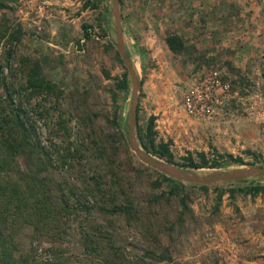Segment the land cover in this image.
<instances>
[{
	"label": "rangeland",
	"instance_id": "rangeland-1",
	"mask_svg": "<svg viewBox=\"0 0 264 264\" xmlns=\"http://www.w3.org/2000/svg\"><path fill=\"white\" fill-rule=\"evenodd\" d=\"M36 1L4 0L6 6L0 7L1 75L16 89L26 77L24 57L39 60L43 76L57 83L62 91L57 100H51L63 109L64 117L73 119L71 140L75 144L91 142L90 149H94L93 141L101 142L105 149L101 150L97 143L100 156L83 150L71 165L59 163L50 171V178L62 183L77 210L70 215V221V217L62 218L67 220V232L59 238L50 233L35 238L30 227L23 228L17 235L19 251L14 255L36 249L35 253L44 251L47 257V248H56L64 251L66 259L54 264L63 260L65 264H99L97 259L103 256V249L113 243L122 250L127 264H264V192L252 196L236 190L264 185V176L209 182L172 177L138 157L130 145L127 126L135 95L133 143L154 160L200 176L264 168V69L250 76L242 74L217 58L216 45H184L178 54L167 45H140L145 41L141 40V31L146 32L149 44L168 35L177 19H190L198 29L207 28L212 19L200 15L198 3L118 0L121 46L136 77L134 88L117 45L112 0H98L99 14L92 19L87 14H77L70 6L72 0ZM70 16L75 19L73 31L65 38L57 30H61L59 23ZM82 23L89 24L90 38L80 43ZM216 24L215 19L214 27ZM8 35L15 39L8 41ZM124 72L127 87L122 90L117 80ZM3 92L0 86V95ZM39 102V98L30 100V108L35 109L32 121L40 139L45 145L61 143L60 137L52 135L56 114L51 116L48 102L37 106ZM47 108L48 116L39 118L35 114L36 109ZM150 117L154 142L167 143L172 163L141 144V137L147 136ZM115 138L118 148L112 152L110 145ZM200 152L210 160L219 153L240 157L242 162L224 157L219 167L185 166L187 156L199 162ZM16 162L25 169L27 157L22 155ZM98 174L102 183L96 189L89 177ZM162 175L184 189L170 195V180L153 186L152 181ZM112 193L118 200L126 195L134 197L139 213L130 219L127 214L100 212L97 205L109 203ZM181 197L187 209L180 204ZM87 204L92 207L89 214L84 208ZM87 231L94 244L86 242ZM101 232L112 238H105ZM85 243L93 248L92 252L84 248ZM114 251L111 249L109 256Z\"/></svg>",
	"mask_w": 264,
	"mask_h": 264
},
{
	"label": "trees",
	"instance_id": "trees-1",
	"mask_svg": "<svg viewBox=\"0 0 264 264\" xmlns=\"http://www.w3.org/2000/svg\"><path fill=\"white\" fill-rule=\"evenodd\" d=\"M86 4H89V2ZM5 6L4 0H0V7ZM81 27L84 40L89 39V24L82 23ZM16 32L20 33V30ZM7 39L8 41H13L15 37L8 35ZM165 43L176 54L184 50V42L176 34L166 35ZM107 45L110 48L112 47V43L110 42ZM10 54L11 52L8 56ZM23 62L28 66L26 77L24 82L20 83L16 89L12 88V84L1 75L2 67L0 66V86L4 89V92L0 95V264H54L56 261L59 263L61 259H66L64 251L62 252L61 249L47 248V255H49L47 257L44 251L43 253H35L36 249L15 256L14 253L19 251L17 235L26 227H30L35 238L49 233L58 238L66 234L67 224L64 223L67 220L63 221L62 218L70 217V221V215L75 214L77 208H74V205L70 202V197L64 192L62 183L53 177L50 178L49 173L53 168L56 169L59 163H61V166L71 165V162L77 159L79 154L80 156L83 155V150H89L90 154L100 156L97 143L101 146V150L105 149V145L101 142L93 141L94 149H90L88 144L91 142L79 141L78 144H75L71 140L73 135V119L64 117L63 109L60 108L58 103H54V101L52 103L51 100V98L57 100L61 95L62 91L59 85L43 76L39 60L24 57ZM117 87L122 90L127 87L126 72L123 73L122 79L117 80ZM33 98H39L40 102L37 106L48 102L49 108L53 112L51 116L56 114L55 121H52L55 126L52 135L60 137L61 143L51 142L49 145H45L40 139L37 126L31 117L32 111L35 110L34 107L30 108V100ZM113 99H116L115 95H113ZM49 113L50 111L47 108L42 111L36 109L35 114H38L39 118H43L45 114L48 116ZM152 121L153 117H150L148 133H146L147 136L141 137V144L145 150L164 157L166 161L172 163L173 155L169 151L167 143L161 142L156 144L154 142ZM91 123H94V119H91ZM119 136L122 140L121 135ZM116 143L115 138L110 145L112 152L117 151L118 145ZM114 144L117 146L115 147ZM22 155L27 157L25 169H21L16 162V159ZM198 156L199 162H195L191 156L185 157V166L193 168L219 167L220 161L224 157L228 161L242 162L240 157H233L232 155L224 156L219 153H216L215 158L211 160L206 158L203 152L198 153ZM91 179L94 182V187L99 189L102 183L100 174L98 176L90 175L89 180ZM166 180H170L171 183L168 191L170 195H178V192L184 189L178 182L165 175L152 181L151 184L159 187ZM236 190L256 196L264 192V185H250L239 187ZM220 197L219 195L218 199ZM134 200L135 198L129 195H126L123 200H118L117 196L112 193L109 203L103 201L102 205H97V208L103 214L122 213L127 214L130 219H133L135 214L139 213ZM179 202L187 209L183 197L179 199ZM84 208L86 213L92 209L91 205L88 204ZM101 233L107 239L112 238L111 234ZM85 238L87 243H95L89 231L85 233ZM87 243L84 244V248H89L92 252L93 248L89 247ZM94 248L97 250V246H94ZM108 248L105 247L103 249V256L100 255L101 257L97 259L99 264L128 263L118 246L113 247L112 243L109 244ZM111 249L115 251L113 255L109 256ZM93 259L95 260L92 257ZM64 260L61 264H65Z\"/></svg>",
	"mask_w": 264,
	"mask_h": 264
},
{
	"label": "crops",
	"instance_id": "crops-1",
	"mask_svg": "<svg viewBox=\"0 0 264 264\" xmlns=\"http://www.w3.org/2000/svg\"><path fill=\"white\" fill-rule=\"evenodd\" d=\"M31 1L38 3L36 0ZM97 1L72 0L70 6L74 11H78L77 14H87V17L92 19L99 14ZM183 1L200 4V15L212 20L207 22V28L198 29L190 19L183 22L177 19L172 22L168 34L180 36L184 45H216L217 58L236 67L242 74L250 76L251 72L254 74L257 69H264V0ZM88 2L89 4H86ZM67 18L59 23L61 30H57L58 34L64 35L65 38L73 31L72 22L75 20L72 16ZM215 19L217 27H214ZM141 35V40L145 38V41L140 45H166L167 34H163L161 39L154 37V44H148L150 39L146 38L145 31H141ZM78 41L83 43V35ZM206 48L209 50L210 46Z\"/></svg>",
	"mask_w": 264,
	"mask_h": 264
},
{
	"label": "water",
	"instance_id": "water-1",
	"mask_svg": "<svg viewBox=\"0 0 264 264\" xmlns=\"http://www.w3.org/2000/svg\"><path fill=\"white\" fill-rule=\"evenodd\" d=\"M112 12L113 15L116 19L117 27H118V42L117 45L119 46V50L121 53L122 58L124 59V62L126 66L129 69L131 78L134 83V88H136V77L134 74V71L132 70V67L125 57L124 50L121 45V29L119 26L120 22V16H119V9H118V0H112ZM136 123V98L135 95H133V101L131 104V107L128 112V121H127V126H128V134H129V142L131 147L136 151L138 157L146 162L147 164L165 172L166 174L178 178V179H184V180H192V181H197V182H209V181H216V180H224L228 178H241V177H246V176H252V175H259V176H264V168H248V169H242V170H231L228 172L224 173H218L216 175H207V176H200L197 175L196 173H192L186 169H182L180 167H175L172 165H168L165 163H161L157 160H154L153 158L149 157L145 153L140 152L137 148H135L134 143H133V130L135 127Z\"/></svg>",
	"mask_w": 264,
	"mask_h": 264
}]
</instances>
